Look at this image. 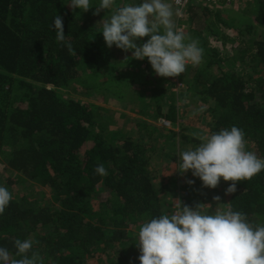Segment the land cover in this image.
I'll return each instance as SVG.
<instances>
[{"label":"trees","instance_id":"trees-1","mask_svg":"<svg viewBox=\"0 0 264 264\" xmlns=\"http://www.w3.org/2000/svg\"><path fill=\"white\" fill-rule=\"evenodd\" d=\"M90 1L92 8L87 12L93 14L99 0ZM204 7L190 3L185 17L174 18L176 26L196 19L195 10ZM57 15L63 18L73 54L56 41L52 24ZM87 15L80 16L64 0H0V182L1 165L6 162L22 178L54 195L51 203L39 204L40 198L30 201L8 189L13 198L0 215V247L18 258L15 239L32 238L39 242L33 250L39 251L44 264H140L136 244L145 221L171 215L181 204L195 208L206 201L199 200V183L178 204L163 179L155 181L154 159L162 156L179 161L182 149L177 153L174 139L178 134L171 133V142L164 147L155 146L154 138L136 141L121 130L116 132V141H111L106 135L105 114L113 112L66 96L64 91L77 92V84L86 86L94 80L93 88L114 95V103L124 104L127 93L129 100L139 94L140 112L148 110V118L165 116L175 123L178 99L188 93L179 95L174 87L184 82L187 91L193 92L192 99L210 105V134L236 126L245 134L247 151L264 159V33L255 27L257 22L264 29V0L257 1L254 21L230 17L224 23L234 28L233 40H238L232 55L212 46L200 31L203 26L189 28L203 49L202 60L187 65L180 76L167 78L154 77L147 58L131 59L120 49L112 56V48L100 36L102 21ZM214 15L217 21L210 25L219 29L223 16L221 11ZM210 25L208 31L214 33ZM87 76L88 81L83 82ZM133 78L143 79L151 90L134 89ZM149 93L156 99L146 101ZM140 126L157 128L146 123ZM182 136L181 142H188L189 136ZM98 164L104 165L107 175L95 173ZM7 182L13 183L11 179ZM231 183L225 182V190ZM220 196L225 210L246 214L254 227L264 226V170L238 181L236 192ZM210 204H216L213 197ZM205 209L201 205L199 211Z\"/></svg>","mask_w":264,"mask_h":264},{"label":"clouds","instance_id":"clouds-1","mask_svg":"<svg viewBox=\"0 0 264 264\" xmlns=\"http://www.w3.org/2000/svg\"><path fill=\"white\" fill-rule=\"evenodd\" d=\"M67 5L73 11L87 12L92 8L90 0H70ZM182 7V0H142L121 6H117L116 0H100L93 15L112 10L102 20L106 46L131 51V59L147 58L155 74L167 78L180 76L187 65H198L203 56L199 42L176 26L174 18L183 14ZM52 27L56 41L73 54L62 16L54 17ZM144 37L150 38L138 44L137 40ZM246 143L243 130L236 126L205 136L197 147L179 154V172L191 170L204 187L212 189L221 178L232 181L225 194L234 193L238 181L249 180L264 170V159L246 151ZM94 171L107 175L103 164H98ZM187 183L192 185L194 180ZM12 198L10 191L0 186V215ZM213 200L219 202L221 197L214 196ZM201 205L193 208L181 204L171 215L145 221L139 228L136 244L140 264H264V226L254 227L246 214L231 208L202 214ZM38 243L32 238L15 239L13 246L18 258L8 248L0 247V264H44L39 251L33 250Z\"/></svg>","mask_w":264,"mask_h":264},{"label":"rangeland","instance_id":"rangeland-1","mask_svg":"<svg viewBox=\"0 0 264 264\" xmlns=\"http://www.w3.org/2000/svg\"><path fill=\"white\" fill-rule=\"evenodd\" d=\"M116 0L117 6H121L124 4H139L142 2V0ZM257 1L258 0H236L232 5L230 6H225V7H204L203 9L197 8L195 10L198 14L196 19H193V21L187 20L185 25L177 26L180 30L185 31V35H190L192 39H195L194 36L196 34L189 30L197 28H201L200 26H203L204 29L200 30L202 35L206 37L208 42L212 46H218V48L223 52L224 55H227L226 52H230L229 55L233 54V50L231 49L235 47L236 45L239 46L238 40H233L235 37L236 33L234 32V28L227 27L224 23H226L227 20H230V17H232L235 20L238 19H244L245 17H250L253 21L256 15L257 11ZM70 2V0H64V3L67 5ZM221 4H224L222 1H220ZM100 3V0H99ZM68 6V5H67ZM90 6L91 1H90ZM98 7V6H97ZM91 9V8H90ZM205 9V10H204ZM256 9V11H254ZM112 10H102L99 15H93L91 11L83 14H88L87 17H94V19H99L102 21L103 19H107L108 16L111 14ZM217 11H221V15L223 18L220 21V25L218 26L219 29H215V25H210L212 22L217 21L214 12L216 13ZM76 12L79 13V15H83L82 10L76 9ZM188 16V13H187ZM176 23V22H175ZM204 24V25H203ZM177 25V23H176ZM210 25L209 29L214 30L213 32L208 31V26ZM255 27L257 30H260V33L263 32V28H261L257 22L255 23ZM188 29V30H187ZM187 30V31H186ZM217 31V33H216ZM226 37V39L223 37ZM101 38L104 41L102 33L100 34ZM227 37H230L227 39ZM142 39V38H141ZM141 39L137 40V43L140 44ZM145 39V37L143 38ZM141 41V43H144L145 40ZM224 39L226 40L227 44H223ZM196 40V39H195ZM188 42V41H186ZM112 56L115 54L116 51H119L118 48L115 46H112ZM121 50V49H120ZM124 54V53H123ZM129 55H131V51L128 52ZM143 61V60H141ZM230 68L234 69L236 68L234 64L229 63ZM240 66V65H239ZM237 66L238 69H241V66ZM133 67H129L127 69L132 70ZM220 72V71H219ZM86 73V72H85ZM84 73V74H85ZM158 75H155L154 77H157ZM147 79V78H146ZM145 79V80H146ZM88 81V76L84 79L83 82ZM174 81L176 82L177 79L175 78ZM89 85L84 86L83 84H77L75 88L78 89L77 92L74 91H64V94L66 96H72L76 99L85 101V102H92L96 105H99L104 108L110 109L113 114H108L106 113V132H107V137L111 141H116V139L119 136L118 131H124L128 136H131L134 140L142 142L143 140L145 141H152L153 138L154 140L156 139L157 141L153 142V144L156 146H161L164 147V145H169L171 140H168V137L171 135V133L176 132L178 135H175L176 139V146L178 144L177 139H180V142L182 140V135H188L191 139L197 138V135H202V138L205 136H210V129L208 126V123L211 121V118L208 117L209 112H207L208 107L210 106L209 104H204L202 101L196 100V98L192 97L193 92L187 91V86H185L184 82H179V84H183V86H180L179 88L176 86L174 87V92L179 93V95H186L184 99L180 98L178 99V104L179 105V118L177 122L173 123L170 121V126L168 127L163 125V120L159 118H148L147 112L148 110H143L140 112L141 105H138L139 102V94H135L134 97L128 98L129 93H127L126 96V102L123 104V102L120 103H114L117 100H115L114 95H108L105 93H100L103 90L102 89H94L93 84L95 83L94 80L89 81ZM134 83V89L139 90V89H149L151 90L152 87L148 86L144 82L143 79H138V78H133ZM137 85V86H136ZM153 87H157V84H154ZM90 90V91H89ZM102 90V91H101ZM187 92V93H186ZM91 93V94H88ZM156 98H153L152 94L149 93L146 95L145 100L146 101H152ZM129 101V102H128ZM174 102V101H173ZM172 101L169 102V104L173 103ZM168 104V105H169ZM176 105V101H175ZM139 109V111H136L135 109ZM168 110V107L165 108V111ZM155 113V112H154ZM167 113V112H166ZM169 121V120H168ZM151 124L157 127L158 130L154 129H147L146 126L142 127L140 124ZM197 129H200L201 132L200 134H195L194 131ZM191 135H189V134ZM151 135V136H150ZM196 135V136H195ZM116 136V137H115ZM127 137V136H126ZM114 139V140H113ZM182 144L180 147L182 148V151L189 147L192 146V149L197 147L198 145H189L186 146L184 145V142H181ZM116 144V143H115ZM167 148V147H166ZM247 148V145H246ZM248 149V148H247ZM246 149V151H247ZM168 151V150H167ZM179 152V147L177 149V153ZM254 153V151H251ZM166 158H162L160 156L159 159L153 160L151 169L153 171V174L155 175V181L156 182H162L161 180L163 179V182L168 185V189L170 188L171 192H174V198L175 202L178 204L181 203V199L185 198L187 196V193L193 188H195V184H198V188L196 189L198 192L201 193V196H199V200H204L206 201H201V204L207 208L202 214H213L216 211H225V206L223 205L224 198L220 196V194L225 193V182L224 180L220 181L219 185L215 188H207L202 185V181L198 177H194L192 175L191 170H189L186 173L181 174L179 172V161H170V160H165ZM10 168L7 167L6 162H4L1 165V173H2V179L0 182V186L4 185L6 186L7 189H10L15 195L19 196H27L29 197L30 201H36L38 198L39 204H44V203H51L52 199H54V195L51 191H49L46 188H41L39 185L35 184L32 181H29L27 179L22 178L23 175H21L18 172H14ZM11 179L13 181L12 185H8L7 180ZM19 179V181H18ZM23 180L24 182H22ZM188 180H194V184L189 185L187 183ZM42 189V191H40ZM220 196L221 200L219 202L214 201L216 204L212 205L210 202L212 201V197L214 196ZM207 199H209L207 201ZM211 200V201H210ZM210 201V202H209ZM204 202V203H203ZM209 204V206H207ZM207 206V207H206ZM177 209H174L172 213H175ZM95 261V260H94ZM97 261V259H96Z\"/></svg>","mask_w":264,"mask_h":264},{"label":"built area","instance_id":"built-area-1","mask_svg":"<svg viewBox=\"0 0 264 264\" xmlns=\"http://www.w3.org/2000/svg\"><path fill=\"white\" fill-rule=\"evenodd\" d=\"M222 1L224 4H221ZM236 0H182V15L178 18H183L185 17L186 15V11H187V7L190 3H194V4H197V5H203V6H206V7H210V8H213V7H225V6H230L232 5ZM175 6V5H174ZM163 120V125L168 127V125L170 126V121H168L167 119L165 118H162Z\"/></svg>","mask_w":264,"mask_h":264},{"label":"crops","instance_id":"crops-1","mask_svg":"<svg viewBox=\"0 0 264 264\" xmlns=\"http://www.w3.org/2000/svg\"><path fill=\"white\" fill-rule=\"evenodd\" d=\"M142 40V39H141ZM113 46H115V45H113ZM160 117H162V118H165L166 119V117L165 116H160ZM159 118V117H158ZM162 118H160V119H162ZM174 123V122H173ZM156 130H158L157 128H156ZM200 132H201V130L200 129H197L196 131H194V133L195 134H200ZM189 134V133H188ZM189 135H191V134H189ZM192 136V135H191ZM196 136V135H195ZM197 138H195V139H191L190 137L186 140V141H188V142H186V143H184V145H186V146H189V145H199L201 142H202V135H197L196 136ZM177 142L179 143L180 142V139L178 138L177 139ZM180 145H181V143L179 144V150L180 149H182L181 147H180ZM189 149H192V146L191 147H189ZM185 150H187V148H185ZM184 150V151H185Z\"/></svg>","mask_w":264,"mask_h":264}]
</instances>
